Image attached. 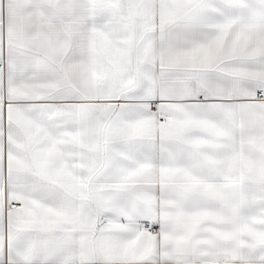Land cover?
I'll return each mask as SVG.
<instances>
[{
  "label": "snow or ice",
  "instance_id": "6c2138e0",
  "mask_svg": "<svg viewBox=\"0 0 264 264\" xmlns=\"http://www.w3.org/2000/svg\"><path fill=\"white\" fill-rule=\"evenodd\" d=\"M0 264H264V0H0Z\"/></svg>",
  "mask_w": 264,
  "mask_h": 264
}]
</instances>
